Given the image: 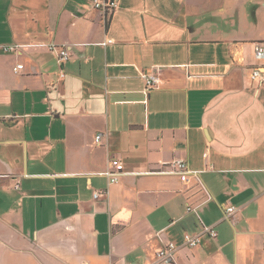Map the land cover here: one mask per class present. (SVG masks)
<instances>
[{
  "label": "crops",
  "instance_id": "1",
  "mask_svg": "<svg viewBox=\"0 0 264 264\" xmlns=\"http://www.w3.org/2000/svg\"><path fill=\"white\" fill-rule=\"evenodd\" d=\"M93 2L0 0V264H264V0Z\"/></svg>",
  "mask_w": 264,
  "mask_h": 264
},
{
  "label": "built area",
  "instance_id": "2",
  "mask_svg": "<svg viewBox=\"0 0 264 264\" xmlns=\"http://www.w3.org/2000/svg\"><path fill=\"white\" fill-rule=\"evenodd\" d=\"M118 2L119 0H94L93 6L94 9L97 11L102 12L104 15H111L113 14L117 8H118ZM108 43H111L109 41ZM20 47H6L3 50L5 52H13L18 50ZM51 51L57 56L59 62L61 65H64L69 59L70 54L68 50L65 47H59L57 45H52L49 47ZM255 57L259 61V64L254 67L252 70L250 79L252 81H258L263 80L264 78V44H256L255 46ZM23 66L20 65L15 69V73H18L19 70H22ZM62 78L65 77V74L63 73ZM145 84H146V91L149 93L153 90L159 89L161 87V80L157 75H148L143 74L142 75ZM103 136L99 135L96 138V143L101 144ZM205 156H207L205 154ZM160 174L162 175H173L178 176L182 182L188 183L191 176L195 175L193 171L190 170L189 164L185 161H176L173 162L167 166H165L161 171ZM106 176L111 178L112 183L118 182V177L121 175V173H106ZM103 197V194L100 192L95 193V199H99ZM229 214L235 213V208H229L228 209ZM203 233L209 235L212 238H216L217 233L209 227L203 228ZM202 234L197 235H190L185 234L184 235V242L189 248H196L201 245L202 243ZM177 254V246L174 244H169L164 249L158 252L157 257L160 263L162 264H175Z\"/></svg>",
  "mask_w": 264,
  "mask_h": 264
}]
</instances>
